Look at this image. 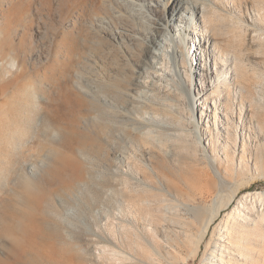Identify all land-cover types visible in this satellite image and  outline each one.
Returning <instances> with one entry per match:
<instances>
[{
  "label": "rangeland",
  "instance_id": "1",
  "mask_svg": "<svg viewBox=\"0 0 264 264\" xmlns=\"http://www.w3.org/2000/svg\"><path fill=\"white\" fill-rule=\"evenodd\" d=\"M6 1L10 16L18 18L24 0ZM187 1L204 6L194 22H186L189 27L175 22L184 42L178 32L168 30L152 50L155 56L142 63L140 86L117 97L118 90L99 85L100 71L88 72L93 64L83 58L85 25L78 32L73 29L76 0H31L33 22L11 38L30 43L38 26L46 31V38L32 44L33 60L24 80L40 96L41 115L57 117L53 133H37L38 144L52 146L56 155L45 157L43 151L32 173L27 165L20 170L37 190L20 184L2 189L0 252L8 264H264V137L255 120L258 113L264 120V7L257 0H236V5L233 0ZM214 13L224 17L226 27L237 22L245 28L244 53L223 41L228 35L215 36L226 52L220 64L227 75L214 71L219 60L214 59L218 51L212 38L204 46L191 41L199 27L215 34ZM40 14L44 21L38 23ZM125 14L130 26L142 29ZM102 43L100 50L112 49L110 59L122 63L119 72L136 71L143 58L138 44L128 46L132 61L121 60L122 47ZM74 51L80 53L76 64L69 61ZM117 64L104 65L106 76L115 79L110 66ZM203 68L207 78L201 82ZM244 78L250 79V93ZM20 79L9 89L7 118L0 114V140L8 146L0 154L4 169L16 164L11 143L20 137L12 140V134L22 126L31 128L29 120L36 116L29 97L18 99ZM225 86L233 102L229 114L218 98L208 97L221 91L219 98L226 100ZM231 121L235 134L227 127Z\"/></svg>",
  "mask_w": 264,
  "mask_h": 264
},
{
  "label": "bare ground",
  "instance_id": "2",
  "mask_svg": "<svg viewBox=\"0 0 264 264\" xmlns=\"http://www.w3.org/2000/svg\"><path fill=\"white\" fill-rule=\"evenodd\" d=\"M257 1H258L257 3L259 5V8L264 7V0H257ZM30 2H31V0H24V5H23L21 12L18 15V18H16L15 16H12V15L10 16V12H9L10 7L8 4V1L1 0V2H0V23H1V25H0V114H2V116H5V115L7 116V113L10 110L9 109L10 106H8L9 105L8 101L10 99H7V97L9 96V94H8L9 89H11L13 87V83L18 81L19 78H21L20 79L21 81L23 80V83L21 85L22 91H21V93L19 95L20 97H18V99L21 98V100L23 99L24 101H27L29 99L28 102L31 104L32 110H35L33 112L36 113V116H33L34 118H30L31 120L28 119L30 122L32 121L33 125L30 124V126H32L31 128H26V126H22L21 130L14 131V133L12 132L13 133L12 134V138H13L12 140L18 139L17 136L20 137L19 140H17L16 144H13V143H11L12 145L10 144L11 147H13V148L15 147L13 149L14 152L13 151L12 152L15 153V155L17 156V157L15 156L16 157L15 160H16L17 165L14 163L16 166L15 165H13V167L8 166L9 168H7L5 165V167L7 169H4V167L2 168V166H0V199H1V195L3 194L2 189L6 186L9 188L10 184L16 185V186L20 184V186L22 185L23 187L28 188V189L31 188V190L33 188H35L36 186H35L34 181L30 180L26 176V174H23V173L21 174L20 170L22 168L24 169L25 166L27 165L26 168L29 169V171H31V173H32L35 170V168L38 167V165L36 166V163L41 162V158H42V156H44V154L46 157V156L54 154V152H55V151H53L54 148L52 149V146L46 147L47 146L46 143L44 145H43V143L38 144L37 133L42 132V131L45 133H50V132L53 133L54 132L53 127L56 128V124L54 123V121L57 117L55 118V116L47 115V113H46L47 118L44 117L45 114L41 115L43 113V108H42L41 103H40V98H39L40 96L37 94L35 89L33 90V88H35V87H32L31 84L28 85V83L25 84V80H24L29 75V69L28 68H29V65L31 64V61L33 60L32 44H33V42L38 41V39H40V38H46V31H42L41 30L42 26H40V27L38 26V29L36 28L37 31H35V37L36 38H35V40L30 41V43H28V42L24 43L23 39H20L18 43H14L13 39L11 38L16 29H19L18 34L22 35L23 31L25 32V30H27L29 28V25L31 24V22H33V19L30 15V8H29ZM232 2H233V4L236 5L237 1L233 0ZM74 4L76 6L75 7L76 12L75 13H77V20H74V23H73V29L75 30L74 32H78V30L80 31L82 24L85 25V27H86L85 28L83 26L84 27L83 29H85V33H86V34H84L85 36L82 38V41H83L82 44L84 47V51H83L84 57L83 58H85L87 61H91L93 64V67H94L93 68L92 66H89L88 72L89 71H96L97 72V70L100 71L101 76L99 78V80H100L99 85L104 86V84H105V87L107 89L109 87V88H111V90H114V89H115V91L118 90V95H116L117 97L128 95L127 93L123 92V90L128 89V90L134 91L135 89H137V87L140 86L141 81L139 80V77H140V74L144 68L142 66V63L143 62L146 63V60H148V58H150L151 55L155 56L154 53L152 52V50L159 47L160 43L162 42V36L166 32H168V30L169 31L171 30V32H172V30H173V32H178V35H179L178 37H180V43L184 42L185 36L181 34V30H175V28L177 26L175 24V22H183L184 21L185 27H186V25H187V27H189V23L186 24V22H188V21H191V23L194 22V20L196 19V16L199 13L198 9L200 8V6L201 7L204 6L203 3L202 4L197 3V2L189 3L187 0H76V2ZM244 5L246 8V12H247V9H248L247 4L245 3ZM33 6H35V5H33ZM160 8L162 10L161 16L158 15V12L161 11ZM237 9L239 10V8H237ZM262 9L261 10L258 9L257 12H262ZM124 12L125 13L128 12V17H130L129 19L135 17L136 18L135 22H139V24L141 23L142 29L141 28H134V27L130 26L127 23V20H126L127 16ZM149 15L155 16V19L151 18ZM262 16L264 17V11L262 12ZM36 17H37L36 21L38 23H41L42 20L44 21V17L41 16V14L39 16H36ZM118 21H119V24L116 23ZM213 21L215 23H217V26H215V25L213 26L214 32L212 30V32L215 34H213V35H211L210 33L208 34V29L199 27L197 35L195 34L196 37H194L193 35L191 36V41L194 43L195 47H196V41L198 42L199 45L201 44V42H203V46H204V43H205L204 41L212 38V41H213L212 46L214 47V50L218 51V52L214 53V59L219 60V63L216 61L215 64H213L214 71L216 72L217 75L220 73L227 75V73H225L222 70L223 65L220 64L222 62L225 63L226 58L224 57V55H226V52H225V50L220 48V46L218 44L219 42H218V40H216L215 36H225V35L227 36L228 35V39L227 40L223 39V41H225V43L228 46H230V47L232 46L234 49H236V46H238L240 48V51L244 53L246 51L243 50L244 48L242 49V47L244 46L243 45L244 39H243L242 35L245 33V32L243 33L245 28L243 29V27L238 25L237 22H232L231 25L229 24L230 26L226 27V25L223 24L225 21L224 17L219 15V14H216V13H214ZM232 21H233V19H232ZM174 24L176 26H174ZM194 25L197 26V22H195ZM236 25H238V26H236ZM15 26H18L19 28H16ZM83 29H82V31H83ZM74 36H75V38H77L76 35H74ZM81 36H83V35H81ZM196 38L198 40H196ZM47 41H48L49 45L51 46L50 38L47 37ZM106 41H108V42H106ZM102 42H105V44L109 43L110 46H113L114 48L117 46L122 47L123 48V55L120 56L121 60H123L122 58H124V59L129 58L132 61H134V58H133V55L130 52L128 46H130V44H133V45L138 44V47H140L139 49L141 51L140 54H142L143 58L141 59V61H138V63H136V71L134 69L133 71H128V73L127 72L121 73V71L119 72L122 63L117 64L116 61H113V59H110V56L112 55V49L108 48L107 50H109V51H104L105 49L100 50L101 44H103ZM210 44H211V42H210ZM72 47H73V45H72ZM75 47H77V46H75ZM97 47H99V48H97ZM220 49H221V51H219ZM78 50L76 49V51H78ZM70 51H71L70 53L73 54V48H71ZM113 51H115V50H113ZM116 51H118V50H116ZM205 51H206V49H205ZM78 52H75L73 57H69V61H71V58H72L71 63L74 62V64H76V60L78 58H80L79 57L80 53H78ZM189 52H190V46L187 47V53H189ZM243 53H241V54L244 55ZM81 55H82V53H81ZM241 57H243V56H241ZM239 61H241L240 58H239ZM114 62H115V64H117L116 67H113V66H110V67L112 70H114V72L116 74V76H114L115 79H113L112 75L106 76L107 74H106V70L104 67V65L111 64ZM240 64H239V66H241ZM218 65H219V67H217ZM81 67H84V66H81ZM218 68H219V70H218ZM245 69H247V68H245ZM203 70H205L204 71L205 74L203 73V75H202L203 79L201 80V82L207 78V73H206L207 68H203ZM247 71L248 72L251 71L250 68ZM114 72H113V75H115ZM144 72L148 73L147 69L144 70ZM119 75H122L121 76L122 78H119ZM128 79H129V82H128ZM244 79H246V78H244ZM249 81H250V79L247 78L244 81L243 85H247V84L250 85L251 83ZM120 82L121 83L127 82V84L129 85V86H127L128 88H126V87H125L126 89L121 88L122 84H120ZM248 85H247L245 91L247 90L250 93ZM226 88H228L227 89L228 98L226 100H224L225 99L224 97L219 98L221 91L218 92L216 95L209 93L208 97L211 96L212 98H215V99L218 98L220 105L223 107V109H225V112L227 114H229V113H232L233 102L230 99L231 91L229 89V86H225V90H226ZM108 90H110V89H108ZM249 93H247V94H249ZM26 97H29V98H27V100H26ZM220 99H221V101H220ZM249 99H250V97H249ZM16 102H18V101H16ZM19 102H21V101L19 100ZM23 103L21 102V110H22V106L24 107V105H22ZM205 103L206 102H201V105L205 106ZM30 104H29L28 108L30 107ZM241 105H243V101L240 102V106ZM16 106H19V105H17V103H16ZM12 108H15V107L13 106ZM25 108H26V105H25ZM19 110H20V107H19ZM30 110H31V108H30ZM106 112H108V111H106ZM30 113H32V112H30ZM37 114L39 116V121H38ZM200 114H201V121H202V119H203L202 111H200ZM113 115L117 116L118 113L113 112ZM18 116H20V114H17V117ZM29 116H30V114H29ZM101 116H102V114H101ZM253 116H256V114ZM253 116L252 115L250 116L251 117L250 123H252L251 120H252ZM104 117L108 119L109 114H108V117H106V116H104ZM130 119H133V122H136L135 117L130 118ZM255 120L257 121L256 124L259 127V132L262 134L261 136L264 137V135H263L264 134V120L260 117V113L257 114ZM104 121L106 122L105 119H104ZM27 123L29 125V122H27ZM233 124L234 123H232V121L227 124L229 131L232 132V133L230 132L231 134L236 133V131L234 130L235 125H233ZM22 125H25V123H23ZM27 127H29V126H27ZM251 130H252V127H250V131ZM193 133H194V135H196L195 132H193ZM49 139H50L49 141H52L51 137H49ZM83 142L81 141V144ZM47 144H49V143H47ZM83 144L87 145L86 143H83ZM90 144H91V142H90ZM88 145H89V143H88ZM245 146H246V142L243 141V149H242L241 158H240V160H242L243 162L246 160V153H247V150L244 149ZM7 147L8 146H6V144L4 146V141H1L0 142V154H2L3 151H5L7 149ZM10 149H12V148H10ZM80 149L83 150L84 148L83 149L80 148ZM43 151L45 152L44 154L41 153ZM55 155L54 156L52 155V157H55ZM2 164H3V162H2ZM245 164H246V162H245ZM7 165H9V164H7ZM11 165H12V163H11ZM26 173L28 174V172H26ZM12 176L15 178L13 179ZM11 185H10V187L13 188ZM32 186H35V187H32ZM25 188H24V190H25ZM35 189L37 190V187ZM25 191H24V193H25ZM24 195H26V194H24ZM26 196L31 197L32 195L31 194L29 195L27 193ZM33 196H32V198H33ZM255 198L257 199V197H255ZM33 199H36V198H33ZM67 239H69L68 236H67ZM54 260L56 262L58 261V259L57 260L54 259ZM62 260H63V258H62ZM59 261H60V259H59ZM0 264H8L7 260L5 259V257H3L1 252H0Z\"/></svg>",
  "mask_w": 264,
  "mask_h": 264
}]
</instances>
